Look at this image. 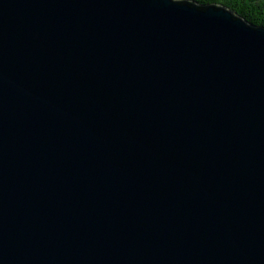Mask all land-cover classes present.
<instances>
[{"label": "water", "instance_id": "95a60500", "mask_svg": "<svg viewBox=\"0 0 264 264\" xmlns=\"http://www.w3.org/2000/svg\"><path fill=\"white\" fill-rule=\"evenodd\" d=\"M0 264H264V26L0 0Z\"/></svg>", "mask_w": 264, "mask_h": 264}, {"label": "trees", "instance_id": "16d2710c", "mask_svg": "<svg viewBox=\"0 0 264 264\" xmlns=\"http://www.w3.org/2000/svg\"><path fill=\"white\" fill-rule=\"evenodd\" d=\"M199 4H216L244 18L251 24L264 26V0H189Z\"/></svg>", "mask_w": 264, "mask_h": 264}]
</instances>
